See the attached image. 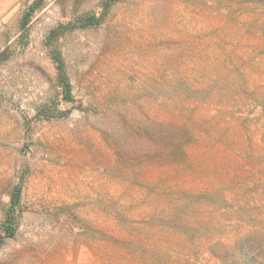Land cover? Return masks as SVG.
I'll return each instance as SVG.
<instances>
[{
    "label": "rangeland",
    "instance_id": "obj_1",
    "mask_svg": "<svg viewBox=\"0 0 264 264\" xmlns=\"http://www.w3.org/2000/svg\"><path fill=\"white\" fill-rule=\"evenodd\" d=\"M103 2L0 0V264H264V0Z\"/></svg>",
    "mask_w": 264,
    "mask_h": 264
},
{
    "label": "trees",
    "instance_id": "obj_2",
    "mask_svg": "<svg viewBox=\"0 0 264 264\" xmlns=\"http://www.w3.org/2000/svg\"><path fill=\"white\" fill-rule=\"evenodd\" d=\"M111 0H104V9H106L109 6V2ZM39 1H35L31 3L27 10L23 12L20 25L24 28L31 16V14L39 7ZM106 10H103L102 15H105ZM103 16L96 17V16H88L86 18V22L89 25H97L102 20ZM53 33L55 34V31L53 30ZM53 59L56 62L57 67V80L59 83V86L61 87L62 97L64 100L69 101L72 100L71 95V85L64 73L63 66H62V60L59 52H53ZM67 112H62V114H66ZM44 115V110L41 113ZM20 186H15L11 192L10 195V201L9 205L5 211V215L1 224V229L3 230L4 234L7 236H13L14 231L16 229V213L18 212L20 208Z\"/></svg>",
    "mask_w": 264,
    "mask_h": 264
}]
</instances>
